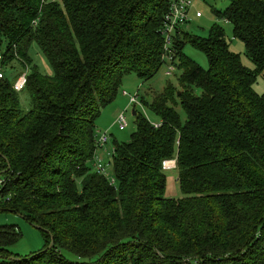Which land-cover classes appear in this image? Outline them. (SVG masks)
Instances as JSON below:
<instances>
[{
	"label": "trees",
	"instance_id": "trees-1",
	"mask_svg": "<svg viewBox=\"0 0 264 264\" xmlns=\"http://www.w3.org/2000/svg\"><path fill=\"white\" fill-rule=\"evenodd\" d=\"M229 1L212 13L232 25L254 69L220 23L207 37L181 28L180 88L168 83L145 102L160 128L136 111L130 141L114 142L112 185L92 167L97 120L127 76L149 81L165 65L171 0H0V212L45 240L38 253L14 254L21 230L0 226V264H264V94L254 88L264 75V0ZM33 43L52 75L33 63ZM14 62L29 69L28 110L14 89L21 74L5 73ZM166 170L178 172L182 198L167 196Z\"/></svg>",
	"mask_w": 264,
	"mask_h": 264
},
{
	"label": "rangeland",
	"instance_id": "rangeland-1",
	"mask_svg": "<svg viewBox=\"0 0 264 264\" xmlns=\"http://www.w3.org/2000/svg\"><path fill=\"white\" fill-rule=\"evenodd\" d=\"M193 1V12L192 18L183 28L186 32L198 35L201 37H207L210 28L215 22L220 23L226 30L227 39L231 44V49L241 56L242 62L250 69H254L253 63L246 56L244 44L233 38V27L230 23L225 20H219L212 13V8L218 10H224L230 3L229 0H192ZM196 12L202 14L201 18H196ZM184 53L197 62L202 68H208L207 57L199 50L192 47L190 44H186L184 47ZM33 63L38 67L39 71L44 75H52V67L49 64L47 58L40 50L36 43H33L29 52ZM27 72L26 68L18 62L13 63V67H7L5 70L6 76L11 80L17 78L18 75ZM29 72V69H28ZM167 64L163 65L161 70L149 81H142L136 75L127 76L124 79V83L120 89V93L116 101L106 107L99 119L97 120V131L99 133H107L111 140L108 144V149L113 148L114 142L126 143L130 141L131 135L136 131L135 116L133 111H137L143 114L151 123H156L158 120L154 113L150 110L145 102L151 103L154 97L162 93L168 83L175 86L177 89L180 88L179 76L181 72L176 69L175 72L168 74ZM255 90L259 94H264V75L260 76L258 83L254 86ZM200 94L201 91L197 89ZM127 93L129 96H124ZM138 97V102L142 104L143 109L140 105L136 108L130 106V96ZM21 106L24 110L30 109V97L27 92H20ZM177 111L182 117V120H186V114L180 105L179 100L177 101ZM126 115L128 120V127L121 131L118 125V118L121 115ZM109 157V156H108ZM94 170V169H93ZM168 182H167V196L171 198H182V192L178 184V172L175 170L165 171ZM108 174L110 178H115L113 167L108 168ZM1 206V205H0ZM3 225H16L22 232V238L13 246L10 247V251L14 254L28 255L31 253H38L45 246V240L42 231L34 225H31L20 215L11 212H0V226ZM65 256L72 260L79 262L81 261L76 255L64 253ZM85 261V260H84Z\"/></svg>",
	"mask_w": 264,
	"mask_h": 264
},
{
	"label": "built area",
	"instance_id": "built-area-1",
	"mask_svg": "<svg viewBox=\"0 0 264 264\" xmlns=\"http://www.w3.org/2000/svg\"><path fill=\"white\" fill-rule=\"evenodd\" d=\"M193 10V1L192 0H171L170 9L168 13L164 17V24L162 27V35L164 38V54L163 60L164 63L168 66V74L175 72V38L177 34H179L180 29L183 28L187 23L191 21L192 11ZM196 18L202 17L200 12H196ZM227 23L228 21L225 20ZM35 23V22H34ZM2 57H0V60ZM27 72L22 73L14 82V89L17 92H22L27 83ZM4 77L3 69L0 67V78ZM124 96L128 97L127 93H124ZM138 105L143 109L142 104L138 102V97L130 96V106L136 108ZM151 123V122H150ZM155 128H160L161 123H151ZM118 125L121 131L125 130L128 127V120L126 115H121L118 118ZM111 138L107 133H99L97 132L96 136V151L92 160V167L95 172L106 177L112 185L116 184L115 178H110L108 174V168L111 166L110 160L112 159V155L114 153V147L108 149V144ZM109 156V157H108ZM175 164L167 168L166 162L164 163L165 169H174L176 167ZM7 186V181L2 175L0 170V200L2 199L3 192Z\"/></svg>",
	"mask_w": 264,
	"mask_h": 264
},
{
	"label": "bare ground",
	"instance_id": "bare-ground-1",
	"mask_svg": "<svg viewBox=\"0 0 264 264\" xmlns=\"http://www.w3.org/2000/svg\"><path fill=\"white\" fill-rule=\"evenodd\" d=\"M175 163L173 161H170V162H166V167L167 168H170L174 165Z\"/></svg>",
	"mask_w": 264,
	"mask_h": 264
},
{
	"label": "water",
	"instance_id": "water-1",
	"mask_svg": "<svg viewBox=\"0 0 264 264\" xmlns=\"http://www.w3.org/2000/svg\"><path fill=\"white\" fill-rule=\"evenodd\" d=\"M133 115H136V111H133ZM38 228V227H37ZM53 246V243L50 244L49 248H51Z\"/></svg>",
	"mask_w": 264,
	"mask_h": 264
},
{
	"label": "crops",
	"instance_id": "crops-1",
	"mask_svg": "<svg viewBox=\"0 0 264 264\" xmlns=\"http://www.w3.org/2000/svg\"><path fill=\"white\" fill-rule=\"evenodd\" d=\"M201 18V17H200Z\"/></svg>",
	"mask_w": 264,
	"mask_h": 264
}]
</instances>
